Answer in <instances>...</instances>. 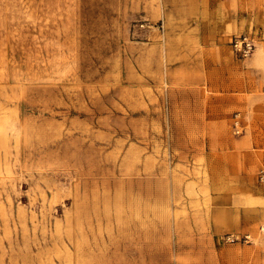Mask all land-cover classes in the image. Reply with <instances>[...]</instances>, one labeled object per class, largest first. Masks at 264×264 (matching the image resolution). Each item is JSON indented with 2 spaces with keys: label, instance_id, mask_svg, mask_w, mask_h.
<instances>
[{
  "label": "rangeland",
  "instance_id": "obj_1",
  "mask_svg": "<svg viewBox=\"0 0 264 264\" xmlns=\"http://www.w3.org/2000/svg\"><path fill=\"white\" fill-rule=\"evenodd\" d=\"M263 175L264 0H0V264H264Z\"/></svg>",
  "mask_w": 264,
  "mask_h": 264
},
{
  "label": "built area",
  "instance_id": "obj_2",
  "mask_svg": "<svg viewBox=\"0 0 264 264\" xmlns=\"http://www.w3.org/2000/svg\"><path fill=\"white\" fill-rule=\"evenodd\" d=\"M245 46H246V48H245L246 50H244V51L248 52L251 49V45L245 43ZM262 177L264 178V175Z\"/></svg>",
  "mask_w": 264,
  "mask_h": 264
}]
</instances>
